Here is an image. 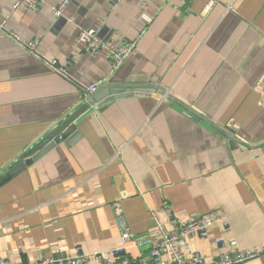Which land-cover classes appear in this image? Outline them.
I'll return each instance as SVG.
<instances>
[{"label": "crops", "instance_id": "1", "mask_svg": "<svg viewBox=\"0 0 264 264\" xmlns=\"http://www.w3.org/2000/svg\"><path fill=\"white\" fill-rule=\"evenodd\" d=\"M61 1L34 11L0 0L8 30L39 40L31 54L0 31V176L87 103L86 88L156 92L87 112L74 143L0 189V257L35 264L117 247L116 204L138 236L159 237L153 212L167 205L169 229L218 209L240 249L264 243V0H74L59 18ZM83 29L136 47L111 75L106 54L77 45ZM219 233L189 240L208 263ZM148 255L128 248L131 264H156Z\"/></svg>", "mask_w": 264, "mask_h": 264}, {"label": "built area", "instance_id": "2", "mask_svg": "<svg viewBox=\"0 0 264 264\" xmlns=\"http://www.w3.org/2000/svg\"><path fill=\"white\" fill-rule=\"evenodd\" d=\"M73 1L62 0L57 6H54L55 16L62 17L66 8ZM44 3L45 0H14V8L24 5L31 10L38 11ZM7 18V16H4V19L0 21V31L31 54L38 53L39 40L25 41L18 34L10 32L6 27ZM76 43L92 58L106 54L111 63V75L123 65L136 47V42H127L117 46L105 44L99 38L95 29L80 30ZM49 66L65 78L72 79L68 66L59 64L57 61H50ZM105 82H107V79ZM98 90L99 86L94 85L86 88L85 92L86 95H93ZM114 208L120 231L119 246L99 254H84L65 259L40 258L35 264H131L128 256V248L131 245L138 249H148L147 259L154 261L156 264H245L264 255V243L254 249L243 250L240 249L237 240L227 237L226 233L229 230L230 222L227 214L222 210L217 209L207 214L198 215L182 223L172 220L173 229H169L160 216V213L171 216V210L167 205H164L160 210L153 212L156 230L159 235L157 239H154L151 236L136 235L129 226L121 207L116 204ZM215 229L220 232L213 242L217 251V258L214 262L208 263L205 254L193 249L189 240L193 236H198L203 240L208 239ZM0 264L11 263L0 257Z\"/></svg>", "mask_w": 264, "mask_h": 264}, {"label": "water", "instance_id": "3", "mask_svg": "<svg viewBox=\"0 0 264 264\" xmlns=\"http://www.w3.org/2000/svg\"><path fill=\"white\" fill-rule=\"evenodd\" d=\"M156 92L151 86L110 85L102 86L87 103L58 124L51 132L21 155L17 162L0 176V189L22 174L28 167L63 142L70 146L80 137L76 122L92 109H102L109 104L129 97H148Z\"/></svg>", "mask_w": 264, "mask_h": 264}]
</instances>
